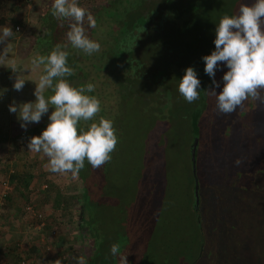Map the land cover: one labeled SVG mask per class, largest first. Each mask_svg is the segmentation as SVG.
Instances as JSON below:
<instances>
[{
  "label": "trees",
  "instance_id": "obj_1",
  "mask_svg": "<svg viewBox=\"0 0 264 264\" xmlns=\"http://www.w3.org/2000/svg\"><path fill=\"white\" fill-rule=\"evenodd\" d=\"M81 1L77 0L78 5L90 11L97 22L95 28H87L85 25L87 35L101 45V50L87 55L82 50L73 48L66 35L71 21L56 20L52 15L54 0H49L36 15L35 22L38 26L30 33L31 40H27V51L21 61L24 69L30 71L27 76L32 81L33 89L26 103L36 101V83L39 82L40 75L44 74L43 66L34 69L32 59L36 54L48 56L58 44L67 45L63 50L69 52L68 66L74 69L75 74L65 79L73 87L79 88L89 83L94 85L99 77L104 79L100 82L103 86L111 85L112 89L109 97L113 103L106 106L100 100L101 89L95 86L94 92L85 93L100 100L101 111L94 121H81L80 130L86 131L92 122L98 123L103 117L113 121L118 137L123 131L117 124L118 112L114 111L115 106L124 101L127 106L139 102L141 107L138 125H141L143 135L150 136L153 135V126L163 130L166 126L170 127V95L163 96L166 90H170V78H173L175 89L178 90L185 70L192 67L201 81L199 99L193 103L185 100L187 106L181 107L179 111L175 109L178 115L174 119L175 127L178 128L174 132L179 134L175 135L180 138V133H185L188 136L187 142L176 138L170 140L169 137L162 144V134H158L157 144L151 146L150 150L149 146H145L140 170L146 172L151 167L150 158L159 155L163 173L160 182L169 181V178L172 188L181 186L187 193L186 208L194 216L195 229L198 228L201 232L202 236L200 234L198 237L201 236L203 240L206 237L205 231L210 228L206 213L214 186L211 175L224 173L232 177L238 176L239 182L248 178L247 185H240V188L250 185L264 188V106L259 108L261 104L258 105L257 101L250 98L235 112L221 114L216 107V98L205 92L212 86V79L204 72L205 63L202 57L215 50L218 20L225 15L232 16V13L228 9L221 10L211 6L212 2L209 0H85L84 4ZM26 3L27 0H0V28L6 27L12 16L20 13ZM221 69L215 75V80L220 84V92L224 86L222 77L228 71L224 65H221ZM10 73L11 68L6 67L0 75L8 81ZM151 74L152 77H149ZM141 82L146 87H141L140 90ZM52 94L51 89L44 93L46 98ZM7 96L6 90L0 96V103L2 100L6 101ZM150 102L154 105L153 112L147 109ZM162 107L167 110L162 112ZM52 111L54 108L50 107L41 121L29 126L26 133L33 137L41 135L50 122ZM5 114L4 108H0L1 117ZM153 114H157L159 119L151 118ZM194 134L197 135L194 163L198 184L196 207L193 204V175L188 152ZM6 137L5 132L0 130V141H4ZM13 149L16 150L17 147ZM107 165L108 162L94 169L85 161L84 168L75 176L78 182L77 193L62 198L58 190H54L53 203L58 207L60 203L64 204V212L67 207H71L68 203L75 207V230L86 246V264H121L122 257H126L127 264H146L148 253L145 250L151 242L149 237L132 241L128 232L117 222V228L106 227L100 217L94 219L89 212L100 195L105 197L101 186L104 182L102 174ZM31 169L32 166L27 163L23 165V169L10 172L9 177L16 183V190L26 191L32 177ZM49 188L52 189L51 186ZM159 192L161 194L160 190ZM115 198L111 199L113 202L106 200L108 211L112 210V205L122 203L125 196L120 191ZM4 207L5 204L2 205ZM92 220H95V227L92 226ZM261 235L260 233L259 236ZM122 237L124 238L120 240ZM57 238L60 237H55ZM201 240L198 241L199 244ZM116 243L120 245V253L113 256L110 249ZM35 247L31 246L23 251V257L26 259L34 253ZM201 256L202 253L198 255L199 258ZM195 260L196 257L193 256L189 261Z\"/></svg>",
  "mask_w": 264,
  "mask_h": 264
},
{
  "label": "rangeland",
  "instance_id": "obj_2",
  "mask_svg": "<svg viewBox=\"0 0 264 264\" xmlns=\"http://www.w3.org/2000/svg\"><path fill=\"white\" fill-rule=\"evenodd\" d=\"M209 1L212 2L211 6L221 8V10L228 9L232 16L238 13L242 3L247 5L254 3V0ZM47 2L49 0H27L22 11L14 14L6 26L14 32L7 43H9L8 56L10 60L15 61V64L10 62L0 64V73L6 67L11 68L8 81L0 75V96L6 90L8 91L6 101L2 100L0 103V108L6 111L4 117L0 115V130L4 131L7 136L4 141H0V222L9 215L13 217L7 220L8 224L4 229L10 228V230L16 229L24 232L31 244L33 234L37 232L34 227L35 222L39 220L35 214L40 213L41 220L45 224L41 228L43 240L39 242L40 246L37 243L38 255L31 253L29 257H26L27 264L35 262L34 258L41 264H56L57 260L60 264H76L74 258L85 257V244L82 243L81 235L78 236L75 230V207L68 203L71 207H67L64 212L62 209L64 204L60 203L58 207L53 200L54 190H58L62 198L75 195L78 191L77 179L70 173L50 172L46 167L48 158L42 152L35 153L28 149L33 136L27 134L26 130L35 123L28 124L25 130L21 127L19 112L9 111L10 105L19 108L25 104L27 97L31 91L33 92L32 81L27 76L30 71L24 69L21 61L27 51V40H31L30 33L38 26L35 22L36 15ZM84 3L85 0H82L81 4ZM15 25L18 26V30L14 29ZM4 28H0V32ZM7 43L0 44V53L3 52ZM13 68L16 73L12 71ZM152 74L149 77H152ZM17 75L25 80V85L20 91L13 87ZM102 80L104 81L98 77L94 85L101 89L102 104L106 106L110 103L111 105L113 103L109 97L112 90L111 85L103 86L100 83ZM144 84L139 83L140 90L141 87L142 89L146 87ZM216 89L220 93V88ZM164 95L167 97L170 95V127L166 126L163 130V128L153 126V135L150 134V136L149 134L143 135L141 125H138L141 103L134 102L127 106L124 101L115 106L114 111L118 112L117 124L123 132L118 136V144L112 154L113 157L103 171L104 182L101 190L105 197L100 195L95 200L89 211L92 218L100 217L104 226L109 228H117V222L120 227L124 228V231L128 232L132 241H136V238L139 240V238L149 237L151 242L145 250L148 253L146 264H162L161 262L164 264H264V188H254L253 185L240 188V185H247L248 178L239 182L238 176L232 177L224 173L211 175L214 186H212L206 213L210 228L205 231L206 237L201 240V232L198 228L195 229L194 216L186 208L187 193L181 186L177 189L172 188L169 178H167L169 181L160 182L163 173L159 155L156 154L150 158L151 167L146 172H141L140 162L143 159L144 148L147 145L150 150L151 146L157 144L158 134H162V144L169 137L170 140L176 138L184 143L188 139L185 133H180V139L177 137L179 134L174 132L178 129L174 123L177 112L188 103H185L179 90L175 89L173 78H170V90H166ZM178 96L182 97L183 101ZM261 96L264 97V92H261ZM257 104H261L259 107L261 109L264 106V103L258 101ZM153 108L154 105L150 102L147 109L153 112ZM162 109V112L167 110L165 107ZM151 118L158 120L159 116L153 114ZM13 147L17 149L14 150ZM27 163L32 166L31 180L26 191L16 190V183L10 179L9 174L13 170L23 169V165ZM159 185L160 189H158ZM120 191L125 198L122 203L112 205V210L108 211L106 200L111 201L112 198L115 200ZM2 193H4L3 197H1ZM3 204L6 207L2 208ZM26 206H31L34 211L33 215L25 210ZM108 214L112 217L109 218ZM27 223L31 224L33 229L23 227ZM14 226L16 228L12 229ZM92 226H96L95 220H92ZM0 230L3 232V229ZM50 230L55 231V234H49ZM260 233L261 236H259ZM200 234L201 236L198 237ZM57 236L60 238L55 239ZM14 243L16 244L4 243L3 246L12 250L17 249V251L21 249L24 252L30 248V246L22 245L19 240H14ZM199 248L200 251H198ZM23 251H19L20 257ZM200 253L202 256L199 258ZM193 256L196 260L190 262ZM12 259L16 264L18 260L13 257Z\"/></svg>",
  "mask_w": 264,
  "mask_h": 264
},
{
  "label": "clouds",
  "instance_id": "obj_3",
  "mask_svg": "<svg viewBox=\"0 0 264 264\" xmlns=\"http://www.w3.org/2000/svg\"><path fill=\"white\" fill-rule=\"evenodd\" d=\"M52 15L58 21L69 20L67 40L70 45L87 55L98 53L101 45L90 39L87 28H95L97 22L93 14L80 7L77 0H54ZM87 25V28L85 27ZM144 31V30H143ZM14 35L10 27L0 32V44L9 42ZM215 50L202 57L204 72L212 79V86L205 92L216 98V107L221 114H231L244 106L250 98L264 103V0H254L247 5L242 3L236 15L223 16L215 29ZM67 45H56L48 56L36 54L31 63L34 69L43 66L44 74L36 83L34 103H25L19 108L9 106L10 112H19L21 127L25 130L30 123H39L49 108H54L49 116V124L39 136L30 139L28 149L43 153L48 158L49 171L56 174L77 176L87 161L92 168L102 167L112 159L111 154L118 144L113 121L101 117L92 122L86 131L80 130V122L94 121L101 111V102L95 96L85 94L95 91V85L89 83L79 88L73 87L65 77L73 76L74 69L68 66L69 52L63 50ZM9 43L0 53V64L10 62ZM228 71L223 75V88L217 94L220 84L215 80L216 71ZM14 73L15 69L12 70ZM55 81V83H54ZM25 80L16 76L14 89L20 91ZM201 81L196 71L189 67L179 83V93L188 103L199 99ZM51 89L53 94L46 98L44 93ZM111 254L120 253L118 243L111 246ZM76 264H86L83 256L74 258ZM56 264H60L59 260ZM121 264H127L126 257Z\"/></svg>",
  "mask_w": 264,
  "mask_h": 264
},
{
  "label": "crops",
  "instance_id": "obj_4",
  "mask_svg": "<svg viewBox=\"0 0 264 264\" xmlns=\"http://www.w3.org/2000/svg\"><path fill=\"white\" fill-rule=\"evenodd\" d=\"M27 212H29V211H27ZM30 213H31V215L34 214L32 212H30ZM9 218L12 219L13 217L11 218L10 215H9L8 218H5V220L0 222V229H3V232L0 230L1 231L0 232V244L2 243V245L0 246V264H15V262H13L12 257L18 260L16 264H20V262H23V264H27L28 262L25 260L23 255L20 257V252L19 251H23V250H21V249H19L18 251H17V249L16 250H12V249H9L8 247L7 248L4 247L3 245H4V243H10V242H13V244H16L17 242L14 243V240H19V241H21L22 245H24L26 247L27 246H30V247L31 246H36L35 247L36 249L34 250V255H38V244L37 243H39L40 241L43 240L42 239V231H41V228L43 226L39 227L38 225H39L40 220H36L35 226L34 225L33 226L36 228L37 232H35L33 234L34 238H33L32 241H30L31 244H29V241L27 240V237H26L25 233L21 232L19 230H16L15 226L12 227V229H15V230H10V228L9 229H4L6 227V224H8L7 220H10ZM34 220H35V218H34ZM26 226H27V228H30V230L33 229L32 225L29 224V223L23 225V227H26ZM39 246H40V243H39ZM34 255H32V256H34ZM34 259H35V262H32V264H34L36 262L38 264H41L39 262V260L36 261L37 259L36 258H34ZM34 259H32V260H34Z\"/></svg>",
  "mask_w": 264,
  "mask_h": 264
},
{
  "label": "water",
  "instance_id": "obj_5",
  "mask_svg": "<svg viewBox=\"0 0 264 264\" xmlns=\"http://www.w3.org/2000/svg\"><path fill=\"white\" fill-rule=\"evenodd\" d=\"M197 135L194 134L188 146L189 160L191 163V174L193 175V204L196 207L198 202V184L195 177V155H196Z\"/></svg>",
  "mask_w": 264,
  "mask_h": 264
},
{
  "label": "built area",
  "instance_id": "obj_6",
  "mask_svg": "<svg viewBox=\"0 0 264 264\" xmlns=\"http://www.w3.org/2000/svg\"><path fill=\"white\" fill-rule=\"evenodd\" d=\"M14 29H15V30H18L19 28H18V26L15 25V26H14ZM3 196H4V193L1 194V197H3ZM0 205H1V201H0ZM25 210L34 213V211L31 209V206H26V207H25ZM35 215H36V216L38 217V219L40 220L38 226H39V227L44 226V222H43V220H41V214H40V213H36ZM50 234L53 235V234H54V231H53V230H50ZM20 264H23V262H20Z\"/></svg>",
  "mask_w": 264,
  "mask_h": 264
},
{
  "label": "flooded vegetation",
  "instance_id": "obj_7",
  "mask_svg": "<svg viewBox=\"0 0 264 264\" xmlns=\"http://www.w3.org/2000/svg\"><path fill=\"white\" fill-rule=\"evenodd\" d=\"M85 247H86V246H84V250H85ZM89 248H91V246H89ZM84 258H85V257H84Z\"/></svg>",
  "mask_w": 264,
  "mask_h": 264
}]
</instances>
